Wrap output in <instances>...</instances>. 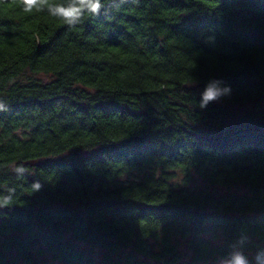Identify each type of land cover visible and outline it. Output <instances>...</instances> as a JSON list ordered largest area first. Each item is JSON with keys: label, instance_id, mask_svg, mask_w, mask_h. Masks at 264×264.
<instances>
[{"label": "trees", "instance_id": "16d2710c", "mask_svg": "<svg viewBox=\"0 0 264 264\" xmlns=\"http://www.w3.org/2000/svg\"><path fill=\"white\" fill-rule=\"evenodd\" d=\"M21 3L0 0V191L17 189L0 264H215L241 234L251 260L264 247V0H105L73 27ZM212 78L232 93L200 109Z\"/></svg>", "mask_w": 264, "mask_h": 264}, {"label": "clouds", "instance_id": "9594fccd", "mask_svg": "<svg viewBox=\"0 0 264 264\" xmlns=\"http://www.w3.org/2000/svg\"><path fill=\"white\" fill-rule=\"evenodd\" d=\"M19 7L24 14L46 10L50 18H57L62 23L73 27L80 23L84 17L98 16L101 9L105 7V0H22ZM209 39H214V37H209ZM231 93L230 84L225 83L221 78H212L205 83L203 91L199 95L198 106L200 109H206L210 103L230 96ZM6 107V103L0 100V110ZM13 171L17 177L22 178L28 169L22 164H16ZM42 187L43 184L40 180H34L31 184L33 192H38ZM16 192L15 186H8L6 191H0V209L14 204ZM248 240L247 234H241L236 244L233 245V250L217 257L215 264H264V247L258 248L251 260L242 250Z\"/></svg>", "mask_w": 264, "mask_h": 264}, {"label": "rangeland", "instance_id": "374dc122", "mask_svg": "<svg viewBox=\"0 0 264 264\" xmlns=\"http://www.w3.org/2000/svg\"><path fill=\"white\" fill-rule=\"evenodd\" d=\"M33 76H37V77L45 79V80H48L51 78L50 75H44V74H38V75L36 74ZM33 76H29V77H33ZM26 77L27 76L25 75L24 77L22 76L21 78L24 79ZM127 179L130 180V179H133V177L125 176L122 178V180H127ZM197 183L201 186H204V183L201 180H197ZM80 245H81L80 247H84V248L88 247V245L85 243H80ZM92 251H93L94 257L98 261H101L103 256H104V251L98 247H95L94 249H92ZM183 251H184V248H183ZM36 260H37V264H64V263L60 262L59 260L55 259L51 253H46L44 256L37 257Z\"/></svg>", "mask_w": 264, "mask_h": 264}]
</instances>
